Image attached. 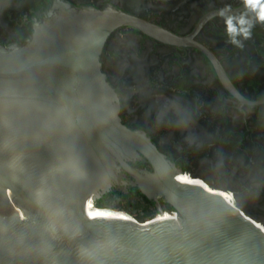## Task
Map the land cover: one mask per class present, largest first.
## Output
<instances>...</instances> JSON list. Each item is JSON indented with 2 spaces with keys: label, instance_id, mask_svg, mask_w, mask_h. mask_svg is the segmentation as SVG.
<instances>
[{
  "label": "water",
  "instance_id": "obj_1",
  "mask_svg": "<svg viewBox=\"0 0 264 264\" xmlns=\"http://www.w3.org/2000/svg\"><path fill=\"white\" fill-rule=\"evenodd\" d=\"M122 26L187 41L115 8L56 0L22 44L0 45V264H264L259 220L220 189L186 182L191 175L122 123L100 63ZM215 65L241 103L264 102L243 99ZM141 158L153 172L129 165ZM119 184L162 197L172 217L102 216L121 207L96 204Z\"/></svg>",
  "mask_w": 264,
  "mask_h": 264
},
{
  "label": "flooded vegetation",
  "instance_id": "obj_2",
  "mask_svg": "<svg viewBox=\"0 0 264 264\" xmlns=\"http://www.w3.org/2000/svg\"><path fill=\"white\" fill-rule=\"evenodd\" d=\"M55 1L0 0V45L22 44ZM62 1L115 8L187 39L161 42L131 26L107 37L100 63L119 97L122 123L144 132L175 171L220 189L233 203L245 195L238 206L264 222V102L241 103L215 65L243 99L264 100L261 0ZM129 165L153 172L144 158ZM110 201L138 210L137 220L172 211L162 197H147L127 184L112 187L96 204Z\"/></svg>",
  "mask_w": 264,
  "mask_h": 264
},
{
  "label": "bare ground",
  "instance_id": "obj_3",
  "mask_svg": "<svg viewBox=\"0 0 264 264\" xmlns=\"http://www.w3.org/2000/svg\"><path fill=\"white\" fill-rule=\"evenodd\" d=\"M186 182H196L197 184H200V185H202L203 187H205V188H208L207 187V184H203V182H197V180H196V178L194 179V180H192V176H188V179L187 180H185ZM209 189V188H208ZM219 192V191H218ZM220 194H222L223 196H227V195H225V193H222V192H219ZM228 199V198H227ZM228 200H230V202L232 203L233 201L231 200V198H229ZM167 214V216L169 217V218H171L172 217V215H170V214H168V213H166ZM102 216H110V217H120V218H124V219H128V220H133V218L129 215V214H127V213H125V212H122V211H112V210H109V209H107L103 214H102Z\"/></svg>",
  "mask_w": 264,
  "mask_h": 264
},
{
  "label": "rangeland",
  "instance_id": "obj_4",
  "mask_svg": "<svg viewBox=\"0 0 264 264\" xmlns=\"http://www.w3.org/2000/svg\"><path fill=\"white\" fill-rule=\"evenodd\" d=\"M234 200H235V202H236V200H237V202H236L237 205H239L238 202H240L241 204H243L244 201H245V195H238V196L236 197V199H234ZM235 202H234V203L232 202L233 206L235 205ZM109 210L125 212V213L129 214L134 220H137V217H135L134 215H132L131 208L119 207V208H110ZM168 214H169V213H168ZM257 214H258V213H257ZM259 215H260V214H259ZM139 221H140V220H139ZM259 221L264 225V222H263V221H261V220H259Z\"/></svg>",
  "mask_w": 264,
  "mask_h": 264
},
{
  "label": "clouds",
  "instance_id": "obj_5",
  "mask_svg": "<svg viewBox=\"0 0 264 264\" xmlns=\"http://www.w3.org/2000/svg\"><path fill=\"white\" fill-rule=\"evenodd\" d=\"M261 3L264 4V0H261ZM258 18L264 19V17H259V13H258ZM241 23H243V21H241ZM228 30L230 33H233V34H235V32H236V29L231 25L230 21H229V29Z\"/></svg>",
  "mask_w": 264,
  "mask_h": 264
}]
</instances>
